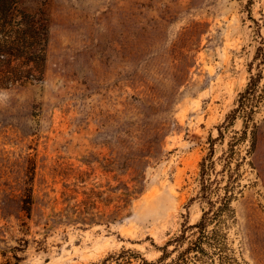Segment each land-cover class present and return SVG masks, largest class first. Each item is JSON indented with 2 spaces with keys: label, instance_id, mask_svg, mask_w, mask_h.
Returning a JSON list of instances; mask_svg holds the SVG:
<instances>
[{
  "label": "rangeland",
  "instance_id": "1",
  "mask_svg": "<svg viewBox=\"0 0 264 264\" xmlns=\"http://www.w3.org/2000/svg\"><path fill=\"white\" fill-rule=\"evenodd\" d=\"M23 1L50 38L43 80L0 89V264L156 259L209 208L212 152L233 264H264V0Z\"/></svg>",
  "mask_w": 264,
  "mask_h": 264
},
{
  "label": "trees",
  "instance_id": "2",
  "mask_svg": "<svg viewBox=\"0 0 264 264\" xmlns=\"http://www.w3.org/2000/svg\"><path fill=\"white\" fill-rule=\"evenodd\" d=\"M49 38L48 20L42 10H30L23 0H0V89L27 87L43 80ZM260 77L251 76L236 110L248 119L245 121L244 135L249 130L247 125L255 97L259 96L256 93ZM251 132V148L254 149L255 133ZM232 152L234 149L230 148ZM212 156L213 152L200 162L199 198L209 208H203L199 221L184 225L180 233L170 237L160 247L161 254L156 259L148 260L141 253L128 248L109 255L104 264L109 261H114V264H233L235 258L233 249L228 246L226 231L230 225L228 222L234 221V212L230 208L233 188H230V181L223 188L225 192L222 195L217 192L220 190L218 181L211 178L215 163ZM214 195L216 200L212 198ZM31 204L32 196L27 190L21 209L28 217ZM12 257L17 259L15 254ZM2 264L15 263L9 257Z\"/></svg>",
  "mask_w": 264,
  "mask_h": 264
}]
</instances>
